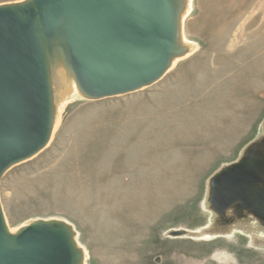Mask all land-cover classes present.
I'll return each mask as SVG.
<instances>
[{
    "label": "rangeland",
    "instance_id": "obj_1",
    "mask_svg": "<svg viewBox=\"0 0 264 264\" xmlns=\"http://www.w3.org/2000/svg\"><path fill=\"white\" fill-rule=\"evenodd\" d=\"M180 31L149 84L58 93L49 140L0 176L8 230L65 225L84 264H264V182L254 206L211 203L233 166L264 177V0H188Z\"/></svg>",
    "mask_w": 264,
    "mask_h": 264
},
{
    "label": "water",
    "instance_id": "obj_2",
    "mask_svg": "<svg viewBox=\"0 0 264 264\" xmlns=\"http://www.w3.org/2000/svg\"><path fill=\"white\" fill-rule=\"evenodd\" d=\"M36 10L0 7V176L38 151L49 127V90L38 30L51 37L64 17L71 63L87 96L124 93L149 84L167 69L173 33L169 0H35ZM39 22V29L34 21ZM172 54V55H173ZM47 58V59H46ZM264 182L257 168L237 165L214 180L211 203L225 209L236 202L254 206V189ZM0 209V264H72L62 225L34 223L5 240Z\"/></svg>",
    "mask_w": 264,
    "mask_h": 264
},
{
    "label": "bare ground",
    "instance_id": "obj_3",
    "mask_svg": "<svg viewBox=\"0 0 264 264\" xmlns=\"http://www.w3.org/2000/svg\"><path fill=\"white\" fill-rule=\"evenodd\" d=\"M171 7H172V23H173V33H172V41H171V50H175L176 56L173 54H169V57L166 62V68L172 67L175 62L177 61V57L183 55L185 52L188 51V44L183 40L180 26H181V17L184 15V12L186 10L187 2L188 0H169ZM35 0H28L26 3H29L35 10ZM35 28L39 29L40 25L37 19L34 21ZM36 35L40 40L42 50L44 49L46 55L54 54H62L63 62H61V66L58 65L57 62L52 63V68L50 69L49 63L46 65V74H47V83H48V90H49V127L47 132V137L44 143H46L49 138L51 137L52 131L56 126L57 123V95L60 91L63 89H70L73 90L74 84H77V86L80 88L81 92L84 94H88V91L84 88L82 85L76 71L74 70L70 55L68 52L66 39H65V33H64V17L62 16L59 24L56 28L55 33L49 37L45 38L41 35V33L37 30ZM52 58V55L51 57ZM47 59V58H46ZM48 62V61H47ZM73 82V83H72ZM136 90V89H135ZM133 91V90H132ZM129 92V91H128ZM37 152V151H36ZM32 153L26 158L31 157ZM25 158V159H26ZM19 161V160H18ZM16 162V161H15ZM34 225V223H30L24 226H21L15 230H8L7 227H5V240L7 242V246L9 247H18L17 245V238L18 236L26 230L28 227ZM64 229H66L65 225H62ZM66 234V238L70 244L71 252H72V264H84V258L81 253V249L77 246L76 242L74 241L71 232L66 230L64 232Z\"/></svg>",
    "mask_w": 264,
    "mask_h": 264
}]
</instances>
